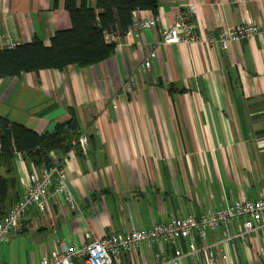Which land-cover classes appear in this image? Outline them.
I'll use <instances>...</instances> for the list:
<instances>
[{
    "label": "crops",
    "instance_id": "obj_1",
    "mask_svg": "<svg viewBox=\"0 0 264 264\" xmlns=\"http://www.w3.org/2000/svg\"><path fill=\"white\" fill-rule=\"evenodd\" d=\"M158 1L157 15L133 13V22L157 17V25L120 39L98 63L0 78L1 117L42 134L73 109L89 141L87 153L72 149L64 161L75 206L54 182L45 213L31 206L21 231L1 242L0 264H40L60 241L81 246L264 195V34L227 48L201 41L157 46L184 3L196 6L195 32L204 38L248 21L264 25V0ZM70 27L64 0H0L2 48L35 37L49 46L56 31ZM15 168L19 196L29 173L45 171L20 156ZM246 219L229 224L232 239L220 227L197 246L226 254L218 264H264V222L245 231ZM176 246L186 253L182 264H205L204 252L187 253V241ZM163 248L173 255L166 242L141 243L120 263L154 264Z\"/></svg>",
    "mask_w": 264,
    "mask_h": 264
},
{
    "label": "built area",
    "instance_id": "obj_2",
    "mask_svg": "<svg viewBox=\"0 0 264 264\" xmlns=\"http://www.w3.org/2000/svg\"><path fill=\"white\" fill-rule=\"evenodd\" d=\"M196 6L187 2L181 5V9L175 17L173 25L164 30L162 37L157 44H169L180 42L201 41L207 45L227 48L232 40L251 39L258 34H264V25L248 21L242 26L226 27L218 36L199 37L195 32L193 16ZM157 17L133 22L126 36H139V31L144 28H151L157 25ZM11 44L8 48H12ZM2 48V47H0ZM157 56V49H153L147 60L142 65V71L151 68L152 58ZM88 136L86 133L80 135L75 144L83 153L88 151ZM52 165L44 168L41 176L35 172L29 173L24 181V190L17 201L10 207L5 215H0V244L9 233H18L23 227V219L31 206L45 213L46 201L50 196V188L55 182V192L65 194L72 204L75 201L67 188V174L64 168L66 156L62 157L55 151L50 152ZM247 216L243 222L245 231L255 230L259 223L264 222V195L257 199H249L241 195L239 199L226 206L202 214L199 218L191 214L181 217H171L167 221L153 224L148 228L133 227L127 232L112 233L108 236L97 238L81 246L66 244L60 241L57 248L48 255H44L40 264H121L120 257L125 252L137 249L141 243L163 242L174 247V253L168 257L163 248L155 254L154 264H182L186 255L182 249L176 246L178 240L182 239L188 243V254H195L199 251L205 254V264H218L220 258L227 255L217 251L213 246L199 248L197 238L204 239L208 230L224 228L227 240L232 239L229 224L235 220Z\"/></svg>",
    "mask_w": 264,
    "mask_h": 264
},
{
    "label": "trees",
    "instance_id": "obj_3",
    "mask_svg": "<svg viewBox=\"0 0 264 264\" xmlns=\"http://www.w3.org/2000/svg\"><path fill=\"white\" fill-rule=\"evenodd\" d=\"M71 27L58 30L46 46L35 37L32 41L0 48V78L43 69H63L98 63L111 56L120 39L133 24V13L151 10L158 14V0H64ZM171 85L169 90H173ZM83 134L73 109L69 118L55 124L51 131L39 134L33 129L0 116V215H5L20 197L17 191L15 160L49 168L50 152L62 157L72 149Z\"/></svg>",
    "mask_w": 264,
    "mask_h": 264
}]
</instances>
